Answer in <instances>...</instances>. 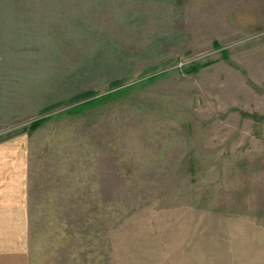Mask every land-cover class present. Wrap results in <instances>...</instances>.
Listing matches in <instances>:
<instances>
[{
	"label": "rangeland",
	"instance_id": "obj_1",
	"mask_svg": "<svg viewBox=\"0 0 264 264\" xmlns=\"http://www.w3.org/2000/svg\"><path fill=\"white\" fill-rule=\"evenodd\" d=\"M0 92L29 264H264V0H0Z\"/></svg>",
	"mask_w": 264,
	"mask_h": 264
},
{
	"label": "crops",
	"instance_id": "obj_2",
	"mask_svg": "<svg viewBox=\"0 0 264 264\" xmlns=\"http://www.w3.org/2000/svg\"><path fill=\"white\" fill-rule=\"evenodd\" d=\"M0 100H4L3 93ZM1 104L2 129L5 123L11 121V111L4 113L6 107ZM20 132L12 130L0 134V264H29L28 197L22 181L25 177L23 164L27 159L21 154Z\"/></svg>",
	"mask_w": 264,
	"mask_h": 264
},
{
	"label": "trees",
	"instance_id": "obj_3",
	"mask_svg": "<svg viewBox=\"0 0 264 264\" xmlns=\"http://www.w3.org/2000/svg\"><path fill=\"white\" fill-rule=\"evenodd\" d=\"M80 109V107H78L76 110Z\"/></svg>",
	"mask_w": 264,
	"mask_h": 264
}]
</instances>
